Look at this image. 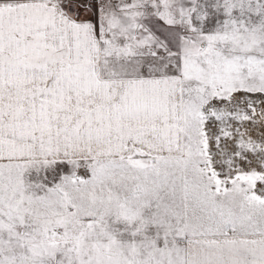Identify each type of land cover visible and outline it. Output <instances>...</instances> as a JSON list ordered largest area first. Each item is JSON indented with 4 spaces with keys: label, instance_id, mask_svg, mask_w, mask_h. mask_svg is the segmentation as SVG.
<instances>
[{
    "label": "snow or ice",
    "instance_id": "snow-or-ice-1",
    "mask_svg": "<svg viewBox=\"0 0 264 264\" xmlns=\"http://www.w3.org/2000/svg\"><path fill=\"white\" fill-rule=\"evenodd\" d=\"M0 264H264V0H0Z\"/></svg>",
    "mask_w": 264,
    "mask_h": 264
}]
</instances>
